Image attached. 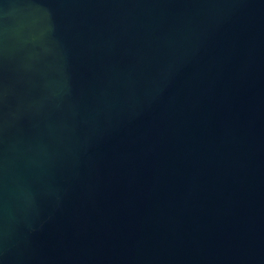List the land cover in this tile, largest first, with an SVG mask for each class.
Instances as JSON below:
<instances>
[{"label": "water", "instance_id": "obj_1", "mask_svg": "<svg viewBox=\"0 0 264 264\" xmlns=\"http://www.w3.org/2000/svg\"><path fill=\"white\" fill-rule=\"evenodd\" d=\"M0 264H264V0H0Z\"/></svg>", "mask_w": 264, "mask_h": 264}]
</instances>
